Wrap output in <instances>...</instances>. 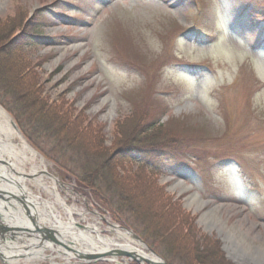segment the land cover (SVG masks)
<instances>
[{
  "label": "rangeland",
  "instance_id": "rangeland-1",
  "mask_svg": "<svg viewBox=\"0 0 264 264\" xmlns=\"http://www.w3.org/2000/svg\"><path fill=\"white\" fill-rule=\"evenodd\" d=\"M38 12L47 17L42 32L47 42L23 45V62L37 77L44 99L100 130L104 148L95 151L109 149L118 158L114 162H122L124 135L117 126L120 132L122 127L132 130L142 119L155 124L153 131L169 142L175 137L187 143L175 153L190 161L177 169L161 163L151 169L138 163L140 156L132 159L130 154L123 167L143 172L139 186L144 185L139 188L138 179H123V190L144 203L139 208L134 201L132 211L125 208L119 215L94 202L93 193L88 200L61 179L54 163L21 131L7 109L12 101L5 99L0 105L39 154L24 165L29 193L47 206V212L53 209L63 221L72 218L74 232L95 228L112 243L137 247L132 238L137 233L122 224L120 216L134 229L146 231L159 250H171L175 264H198V247L209 251V257L220 252L231 264H264V254H254L241 237L225 238L227 229L237 226L252 241L264 244V0H0V21L15 18L28 25ZM22 27L17 36L26 30ZM150 85L158 90L153 102ZM81 136L80 141H87ZM38 145L52 154H58L56 148L69 160L75 154L63 143ZM190 147L199 149V157L186 153ZM38 176L44 178L43 187L33 182ZM3 177L0 169V189L7 185ZM177 182L186 189L172 188ZM192 194L205 202L200 209L188 206ZM215 205L224 223L218 224L221 229L211 225L215 219L210 218L208 226L202 222V215ZM153 233L159 235L157 240ZM20 237L13 244L30 251L35 238ZM66 239L81 250L80 244ZM44 254L49 258L18 257L16 264H137L110 255L67 261L66 255L50 248ZM0 264L9 263L0 255Z\"/></svg>",
  "mask_w": 264,
  "mask_h": 264
},
{
  "label": "trees",
  "instance_id": "trees-1",
  "mask_svg": "<svg viewBox=\"0 0 264 264\" xmlns=\"http://www.w3.org/2000/svg\"><path fill=\"white\" fill-rule=\"evenodd\" d=\"M46 20L47 17L38 12L29 21L28 25L18 23L15 18L0 21V101L4 103L5 99L9 101L11 99L12 103L10 102L11 104L7 106V109L17 121L21 131L33 146L54 163L58 169L57 173L64 182L75 185L88 200H90V195L93 193L94 198L92 199L94 202L97 201L96 203L99 205L118 210L119 215H121L120 212H124L125 208L127 211H132L131 207L133 208L135 199L133 200L131 196L124 193L122 180L126 181L128 178L129 180L138 179L139 181H135V183L141 188L144 184L142 183L139 186L141 181L139 178H143L144 174L143 172L134 174L127 171L122 162H126L131 154V158L133 155L141 157L138 163L144 168L153 169L154 165L161 163L168 165L171 169H177L178 166L183 165L184 160L190 161V158L175 153L176 150L181 151L184 146L186 149L187 143L183 144V142L177 141L175 137L169 142L165 136H160L157 129L156 132L153 131L155 124L149 125L148 122L146 123L141 119L138 124L135 123L132 130H126L127 132L123 130V127L120 132V128L117 126L120 136L124 135L121 143L124 149L120 151V153H125V159L122 162H114L118 158L109 149L106 152L99 153V150L104 148L101 134L98 133L100 130L97 128V131L93 126H90L92 125L91 122L85 121L87 123L84 124L77 116H71L67 114V111L57 109L56 106L44 99L38 88L37 77L32 75L31 68L25 66V62H23V56L21 55L23 45L29 43L33 45L44 44L43 42H47V38L42 34L44 27H46ZM18 26H23L22 28L26 29L23 35L17 36ZM170 31L164 34H168ZM160 36L163 38V35ZM169 64H164L162 69ZM149 93L150 102L156 101L158 97L156 85H150ZM159 127L161 128V125ZM81 133L87 136V141H81L88 144L91 150L84 147L78 138V136L84 138ZM39 141H43L45 144L51 142L55 147L57 143H63L66 147L72 149L75 154L69 160L55 147L54 151L58 154L55 152V154H52L49 151L47 152L45 148L42 150L39 147L41 145H38ZM194 143L196 142L194 141ZM187 147H189V143ZM188 150L190 152L186 153L191 154L192 157H199L196 154H200L199 149L196 150L190 147ZM65 159L67 162H65ZM116 163L117 165L114 167ZM66 165L70 166L67 167ZM127 172L129 173L126 174ZM123 175L124 177H122ZM135 203L140 208L139 204L144 203V201L138 203L135 201ZM119 221L133 229L169 264H175L171 250H159L160 248L151 241L152 238L150 237V240L147 236L146 231L142 232L134 229L127 220L125 221L120 216ZM153 234L151 235L157 240L159 235L154 234V236ZM208 254L209 251L204 252V248L198 247V260H195V262L198 264H231L224 259L220 252L215 253L212 257H209Z\"/></svg>",
  "mask_w": 264,
  "mask_h": 264
},
{
  "label": "bare ground",
  "instance_id": "bare-ground-1",
  "mask_svg": "<svg viewBox=\"0 0 264 264\" xmlns=\"http://www.w3.org/2000/svg\"><path fill=\"white\" fill-rule=\"evenodd\" d=\"M167 67V66H166ZM39 154L33 150L30 145L24 140L21 133L15 129V124L8 114V112L0 105V169H3V174L6 177L4 180L6 184L4 188L0 189V220L3 224L7 226H18L19 228L30 227L29 221L26 218L23 209L21 208L16 195L19 197H27L25 202H23L25 207H32L33 213L37 214L40 219L43 221L45 219L50 220L56 226L57 229L61 230L62 236L64 238H70L74 241L75 244H80L79 249L81 251L88 253L95 252H104L109 251L111 249V243L113 242L111 239H107L106 237L99 234L97 229L91 228L88 231L74 232L72 227V218L67 221H63L59 214H56L53 209L50 208L49 212H47L44 208L47 206L42 203L38 197L32 196L29 193V187L24 179L23 173L25 172L24 165L25 163L32 159H37ZM41 162L46 166L45 160L41 158ZM21 165V166H20ZM13 172L18 173V177L13 178L10 174ZM9 174V176H8ZM36 169L34 170L33 175H36ZM43 176H38L34 179L36 185L43 187L44 184ZM12 183L10 184L8 183ZM177 186H182L183 189H186L184 184L176 183L172 188H176ZM4 189V190H3ZM28 194V195H27ZM61 203H63L60 200ZM205 202L201 201L198 194H192L188 200V206H195L197 209H200L201 206ZM46 206V207H45ZM44 207V208H43ZM14 210H17L14 212ZM68 214L71 215L72 212L68 209ZM214 217V218H213ZM210 218L215 219L214 224H211ZM202 222L205 225H209V223L215 227L221 229L218 224L222 225L223 220L220 215V210L217 205L213 206L211 210L202 215ZM17 228V227H16ZM97 234H93V233ZM239 236L242 238L243 242L246 243L247 247L251 249L254 254H264V244L256 243L251 240L250 237H247L237 226H232L230 229H227L226 239L229 240L232 236ZM127 248L128 250H135L131 245ZM233 246V247H232ZM227 244V247L234 248V244ZM4 249V253H2V259L9 264H16L18 261V257H24L26 260L32 258H49L46 254H44V249L46 247H42L43 249L35 250L31 249L30 251H24L23 248H14L10 247V245L6 246ZM49 248L50 244L48 245ZM83 247V248H82ZM78 248V247H77ZM8 249V250H7ZM14 249V251H12ZM56 250V249H52ZM58 252V256L66 255L65 257L67 261L74 257L71 253H67L62 248L56 250ZM141 253V251H137ZM118 259H115L117 261Z\"/></svg>",
  "mask_w": 264,
  "mask_h": 264
},
{
  "label": "water",
  "instance_id": "water-1",
  "mask_svg": "<svg viewBox=\"0 0 264 264\" xmlns=\"http://www.w3.org/2000/svg\"><path fill=\"white\" fill-rule=\"evenodd\" d=\"M17 198V197H16ZM22 199V198H21ZM24 202V201H23ZM32 223L35 225V229L38 233L42 234V237L45 239H49L52 243L61 245L63 248H65L68 252L74 254L75 257L81 260L85 261H92L96 259H100L104 256H124L131 258L135 262L139 264H168L167 262L161 260L159 255H157L149 246L145 245L141 238L139 236H136L132 234V238L139 243L142 247L146 248L152 255L153 257H147L144 256L141 253H137L136 251H131L127 249H121V248H114L109 251H104V252H95V253H87V252H81L79 250H76L69 246L65 241L57 237L58 232L54 230L53 228L49 227H39L36 222L35 216H31ZM11 228L9 227H3L1 228V231L5 232L6 230H9ZM3 234V233H2Z\"/></svg>",
  "mask_w": 264,
  "mask_h": 264
}]
</instances>
